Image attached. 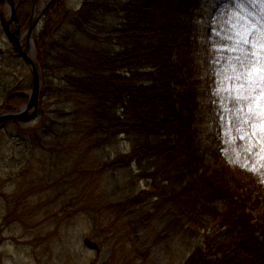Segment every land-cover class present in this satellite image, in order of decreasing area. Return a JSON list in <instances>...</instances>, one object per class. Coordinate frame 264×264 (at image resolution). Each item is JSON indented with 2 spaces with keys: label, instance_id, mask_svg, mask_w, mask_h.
I'll list each match as a JSON object with an SVG mask.
<instances>
[{
  "label": "rangeland",
  "instance_id": "rangeland-1",
  "mask_svg": "<svg viewBox=\"0 0 264 264\" xmlns=\"http://www.w3.org/2000/svg\"><path fill=\"white\" fill-rule=\"evenodd\" d=\"M49 1L37 2V14ZM64 1V8L55 17L57 24L50 40L54 46V59L59 60L57 66L63 68L73 66L74 62H83L62 48L77 47L79 55L83 51L115 53L121 50L123 42L118 39L117 31L124 29L125 20L120 13V6L132 0H109L113 2V7L109 8H113L114 12L106 18L100 16L92 28L86 27V32L80 31L75 23L63 17L65 11L75 13L80 9L84 0ZM141 1L146 3L147 0H133L134 3ZM151 1L154 2L153 11L160 15L164 11L167 18L185 6L183 0ZM229 2L201 0L191 10L194 26L190 48L192 57L184 61V68L189 69L186 77L195 94L197 111L193 112V122L199 153L209 156L212 150H216L219 164L214 163L215 166L219 167L218 171L229 183L236 185L234 176L246 175L247 168L254 161L259 163L258 160H262L259 165L264 167V78L250 80L244 72L230 82L224 83L218 78L229 56L243 47L240 41L254 38V43L260 36L255 35L261 9L258 1L249 0L247 17L243 21L222 20L223 17L218 16ZM20 10L26 15L25 1L21 3ZM8 13L7 6L4 11H0L2 18ZM69 18L72 17L69 15ZM93 34L95 38H92ZM0 48L4 51L0 57L1 111L4 89L29 83L31 75L15 55L1 21ZM262 51H256L260 64L264 49ZM73 69L81 70V66L62 72H49L47 80L52 92L42 98L38 115L27 123L19 124V128L11 124L0 127V227L2 223L12 222L15 212L21 216L17 217L18 220L23 219L12 227L11 233L16 236L5 235L6 239L13 242L22 237L28 240L33 238L34 243L28 245L23 254L28 256L29 248L34 247L33 255H48L43 259V263L47 264H184L186 257L201 245L203 238L177 226L174 218L163 215L162 209L159 215L148 221L150 215L155 213L154 206L157 202L163 204V199L136 198L147 189V185L146 181L137 179L140 170L134 163L126 169L104 171L103 167L129 154L135 147L145 146V143L136 135L117 136L115 131L105 134L97 132L94 134L96 138L84 139L85 132L76 122L83 121L84 116L81 111L78 117L73 113L79 109L77 103L80 98L70 94L74 88L64 80L66 76L80 75L78 70ZM59 89L62 90L61 96H55L54 91ZM177 89L174 95L179 98L178 93H182V88ZM84 107L82 103L81 108ZM228 107L240 115L239 129H236L231 119L222 118L220 110ZM126 118L119 111L113 112L109 119L111 123L120 120L122 124ZM89 127L93 128V123ZM220 128L224 131L222 135ZM67 136L69 140L78 138L80 147L65 151L61 149ZM210 142H214L212 150H209ZM66 144L70 145V142ZM20 157H23L22 165L15 172L13 168ZM247 159L250 161L249 166H246ZM142 166L157 168L156 164L149 165L147 162ZM13 173L15 176L25 174L31 182H10ZM34 181L42 182L36 183L38 195L35 193V197L28 199V202L39 206H30L28 203L24 211L28 214L26 218L25 214L22 216V208L16 206L13 197L15 200L17 189L21 193L32 189ZM238 186V196L250 213V221L264 224L263 201L260 203L259 197L242 191L245 184ZM225 194L227 198L229 194ZM40 206L42 211L39 213H45L51 219L46 227H41L39 222L44 219L43 216H37L32 223L29 221L30 213ZM23 225L27 227L26 234ZM84 239L96 243L100 251L96 253L84 247ZM24 264L33 263L28 259Z\"/></svg>",
  "mask_w": 264,
  "mask_h": 264
},
{
  "label": "trees",
  "instance_id": "trees-1",
  "mask_svg": "<svg viewBox=\"0 0 264 264\" xmlns=\"http://www.w3.org/2000/svg\"><path fill=\"white\" fill-rule=\"evenodd\" d=\"M23 1L29 8L33 3V0ZM183 2L184 8L174 11L175 15L169 18L164 11V16L153 11L154 2L151 0L125 3L120 11L125 27L117 31L118 39L123 42L120 51H83L79 55L77 47L73 48L71 54L83 60L82 64L73 63L74 67L81 66V70L73 69L80 75L64 78L68 86L74 88L70 94L80 98L77 103L79 109L73 113L79 116L81 111L84 116L83 121H76L85 132L84 139L96 138L94 134L97 132L115 131L117 136L132 134L144 141L145 146L135 147L103 169L112 172L126 169L134 163L140 170L137 179L146 181L147 185V189L136 198L163 199V204L157 202L154 206L155 213L148 221L159 215L162 209L163 215L174 218L177 226L203 238L185 264H264V224L259 228L251 224L250 213L237 193L238 185L245 184L242 191L259 197L258 202L264 203V167L254 161L250 166L253 168H247L250 172L243 177L234 176L236 185H232L215 166L219 164V156L216 150H212L214 147L209 149L213 153L208 156L198 153L194 145L198 144L193 122V112L197 108L194 89L186 77L189 69L184 68V61L192 57L190 48L194 26L191 10L201 0ZM64 5V0L53 2L44 16L43 30L35 39L36 56L44 78V96L52 92L45 82V72H49V68L57 70L54 46L49 44L53 25H56L54 17ZM111 11L107 0H85L76 15L77 26L81 29L95 21L96 16L104 17ZM86 31L88 29H84ZM259 32L260 40L254 43L264 44V25ZM251 40L253 42L254 38ZM263 49L243 45L229 56L218 78L225 83L240 76L246 69L241 62L247 64L253 59L251 52L260 53ZM46 66L49 68L45 69ZM178 87L182 88L179 98L174 95ZM54 92L56 96L58 91ZM3 100L6 111L26 102L25 98L14 95ZM221 101L219 99L218 102ZM82 103L84 109L81 108ZM119 111L127 117L126 122L111 123L110 116ZM220 111L222 118L231 119L236 129L241 127V117L232 107ZM91 123L93 128L89 127ZM79 144L78 138L69 140L67 136L61 149L65 151L69 147L72 150L80 147ZM21 161L20 157L15 166H21ZM245 161L249 166L250 161ZM144 162L156 164L157 168H144ZM225 193L229 194L227 198Z\"/></svg>",
  "mask_w": 264,
  "mask_h": 264
},
{
  "label": "water",
  "instance_id": "water-1",
  "mask_svg": "<svg viewBox=\"0 0 264 264\" xmlns=\"http://www.w3.org/2000/svg\"><path fill=\"white\" fill-rule=\"evenodd\" d=\"M8 3L11 7V18L8 22V25H10L12 22H14L15 24H17L16 21V16H15V9L13 7V0H8ZM36 25V22H34L33 24H31V27L28 31V39L30 37L31 32L33 31L34 27ZM18 28L16 27L15 32L13 33V38L15 39L16 42H18ZM19 43V42H18ZM20 49V53L23 56V58L25 59V61L29 64L30 67H32V72H33V90H32V96L31 99L29 100L28 105L21 110L20 113H5V114H1L0 115V123L3 122H8V121H16V120H25L29 117H31L32 114H29V111H31L32 109H36V104H37V96L39 93V75H38V71L37 68L33 65V63L31 62V60L24 54V51L21 47H19ZM1 53V50H0ZM84 244L94 250H98V247L95 243L90 242L89 240H85L83 241Z\"/></svg>",
  "mask_w": 264,
  "mask_h": 264
},
{
  "label": "snow or ice",
  "instance_id": "snow-or-ice-1",
  "mask_svg": "<svg viewBox=\"0 0 264 264\" xmlns=\"http://www.w3.org/2000/svg\"><path fill=\"white\" fill-rule=\"evenodd\" d=\"M261 2L264 3V0H261ZM248 35L249 37H251L252 34L249 33ZM240 43L246 46H250L251 48H264V44L253 43L250 38L243 39L242 41H240ZM250 55L253 57V59L249 60L247 64H243V61L241 62L242 65L246 68V74L249 76V79L259 80L261 78H264V64H260L259 60L255 59V52H251Z\"/></svg>",
  "mask_w": 264,
  "mask_h": 264
},
{
  "label": "flooded vegetation",
  "instance_id": "flooded-vegetation-1",
  "mask_svg": "<svg viewBox=\"0 0 264 264\" xmlns=\"http://www.w3.org/2000/svg\"><path fill=\"white\" fill-rule=\"evenodd\" d=\"M0 235L2 237H4L3 232L1 230H0ZM12 247L15 248L14 253L16 255L20 254L19 257L21 259H23L24 261L26 260V258L21 253V251L23 249L22 243L15 244V243H12L10 240H5V238H1V241H0V264H12L10 262V254H9V248L12 249Z\"/></svg>",
  "mask_w": 264,
  "mask_h": 264
}]
</instances>
